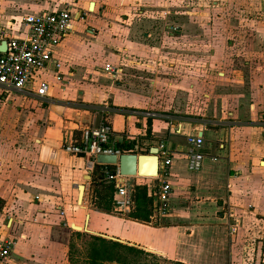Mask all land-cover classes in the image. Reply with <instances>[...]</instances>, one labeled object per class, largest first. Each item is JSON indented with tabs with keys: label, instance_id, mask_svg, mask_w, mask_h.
Returning <instances> with one entry per match:
<instances>
[{
	"label": "crops",
	"instance_id": "crops-1",
	"mask_svg": "<svg viewBox=\"0 0 264 264\" xmlns=\"http://www.w3.org/2000/svg\"><path fill=\"white\" fill-rule=\"evenodd\" d=\"M156 1L161 0H80L83 5L73 10L72 0H0V24L6 27H18L26 15L43 11L65 8L73 14L72 32L54 49L59 68L53 63L36 75V81L49 83L48 95L0 90V103L11 104L16 96L20 104L17 111L0 113V235L16 241L12 255L0 264H60L73 225L81 227H73L76 231L87 226L147 252L155 250L173 262L264 264V124L229 123L214 130L201 122L168 123L159 119L165 115L143 109L153 97L135 84V75L126 79L125 65H140L154 38L147 8ZM246 1L243 11L264 16V0ZM164 3L160 16L171 17L172 1ZM206 3L218 8L222 1L196 0L200 13H186L198 17ZM192 4L187 1L186 7ZM183 26L166 23L161 30L173 38ZM107 64L117 71H106ZM168 65L179 66L175 58ZM26 108L41 122L30 131L25 123L10 120L16 113L21 118ZM99 114L100 122L107 119L113 125L115 144L131 147L122 153L149 154L151 147L168 143L172 190L165 215L158 214V198L147 221L129 217L134 208L117 211L116 185L106 173L114 167L101 165L89 172L82 156L64 150L79 143L82 129L95 126ZM190 135L204 138V161H209L196 172L187 168ZM88 174L92 179H86ZM127 177L131 191L146 184L148 194L158 197L155 177ZM100 181L114 183L113 195L105 199L108 207L99 206L94 196ZM80 184L85 186L81 203Z\"/></svg>",
	"mask_w": 264,
	"mask_h": 264
},
{
	"label": "rangeland",
	"instance_id": "rangeland-1",
	"mask_svg": "<svg viewBox=\"0 0 264 264\" xmlns=\"http://www.w3.org/2000/svg\"><path fill=\"white\" fill-rule=\"evenodd\" d=\"M79 1L70 2L73 10L83 5ZM164 1H156L147 8L155 33L147 42L150 48L147 47L141 64H135V68L130 62L125 65L127 81L135 75V84L153 97L142 105L143 109L165 115L159 119L168 123L201 122L214 130L229 123L264 124V16L243 11L246 0H221L218 8L206 3L204 13L193 17L186 11H199L196 0H170L172 5L168 8L175 13L167 20V16H160ZM187 1L193 2L190 8L186 7ZM166 23L184 26L173 38H166L161 30ZM168 58H175L179 66H169ZM154 80L157 82L152 84ZM11 97V104L0 103V113L20 107L16 96ZM29 109L21 118L18 113L12 114L11 122L25 123L28 131L33 125H41ZM140 140L136 138L135 142ZM207 163L205 159L204 164ZM73 231L76 230L72 227L62 245L60 264H69L70 243L81 251L78 264H88L82 257L85 240ZM155 255L159 257L155 264H174L163 255Z\"/></svg>",
	"mask_w": 264,
	"mask_h": 264
},
{
	"label": "built area",
	"instance_id": "built-area-1",
	"mask_svg": "<svg viewBox=\"0 0 264 264\" xmlns=\"http://www.w3.org/2000/svg\"><path fill=\"white\" fill-rule=\"evenodd\" d=\"M73 14L70 9L59 11H43L38 14L26 15L20 25L16 27L0 24V90L3 94L11 92H25L44 98L48 95L49 83L36 81V75L45 70L50 64H59L53 57L55 47L72 32ZM173 29H178L173 26ZM105 70L115 73L117 68L107 64ZM60 76H58V79ZM147 115H151L147 113ZM188 149L186 154L187 168L191 172L202 168L205 158V140L199 135H190L187 138ZM64 150L85 159V168L92 172L96 167V158L100 154L120 155L121 149L114 141V127L107 119L101 121L97 127L91 125L81 131L79 143L65 145ZM159 168L155 179L158 181L157 198L158 214L165 215L169 210L172 155L167 142L158 144ZM107 176L116 185L114 207L117 211L128 213L135 205L132 198V185L127 181V176L112 175L107 171ZM231 233L235 226L230 227ZM15 239L0 235V260L12 255ZM264 257V249L262 252Z\"/></svg>",
	"mask_w": 264,
	"mask_h": 264
},
{
	"label": "trees",
	"instance_id": "trees-1",
	"mask_svg": "<svg viewBox=\"0 0 264 264\" xmlns=\"http://www.w3.org/2000/svg\"><path fill=\"white\" fill-rule=\"evenodd\" d=\"M149 129L151 131V121H148ZM121 147V145H120ZM122 152L132 150L131 147H121ZM101 182V183H100ZM95 188L94 196L97 198L99 206L108 207L105 199L113 195L115 189L113 182L104 183L100 181ZM101 185V188L99 187ZM132 198L135 202L134 209L129 214V217L135 220H149L156 204L157 197L148 194V187L146 184L135 185L132 189ZM96 202V200H95ZM77 236L85 240L86 247L82 252L83 258L88 264H155L158 261V256L147 252L136 246L104 238L102 236L89 234L86 232L75 231ZM81 251L74 244L70 243L68 251L69 264L80 263ZM174 264H185L182 262H174Z\"/></svg>",
	"mask_w": 264,
	"mask_h": 264
},
{
	"label": "water",
	"instance_id": "water-1",
	"mask_svg": "<svg viewBox=\"0 0 264 264\" xmlns=\"http://www.w3.org/2000/svg\"><path fill=\"white\" fill-rule=\"evenodd\" d=\"M93 7H94V3L91 2L90 9H92ZM100 117L101 115L99 114L96 119L95 127L98 126L100 122ZM158 151H159L158 147L154 146L150 148L149 154H136V153H122L120 155L100 154L96 158V163H97L96 166H97V169H99L101 165L113 166L114 169L112 170V175H115L118 169L119 174L122 176L156 177L158 175V168H159ZM86 179L90 180L92 179V176L88 174L86 175ZM78 189H79L78 202L81 203L83 199L85 186L83 184H80L78 186ZM88 217L89 215H87L86 225H87ZM73 227L77 230L81 229V227L77 225H73ZM83 229L86 232L91 233V234H96V235H99V236H102L108 239L126 243L125 241L121 239L96 233L88 229L87 226H85ZM150 251L159 253L155 250H150Z\"/></svg>",
	"mask_w": 264,
	"mask_h": 264
}]
</instances>
